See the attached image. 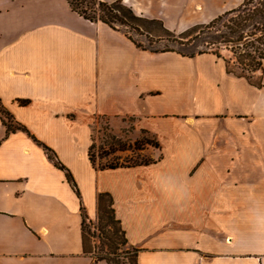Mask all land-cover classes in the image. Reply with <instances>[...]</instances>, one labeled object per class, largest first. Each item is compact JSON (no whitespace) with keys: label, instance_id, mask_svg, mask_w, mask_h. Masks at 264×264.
Here are the masks:
<instances>
[{"label":"crops","instance_id":"obj_1","mask_svg":"<svg viewBox=\"0 0 264 264\" xmlns=\"http://www.w3.org/2000/svg\"><path fill=\"white\" fill-rule=\"evenodd\" d=\"M243 1L123 0L173 31ZM62 29L70 43L89 40L102 86L113 78L104 117L155 137L156 162L102 170L53 145L49 67ZM0 102L10 113L0 112V264H109L83 243L82 207L95 221L100 192L112 194L137 264H264V86L228 74L221 59L139 49L67 0H0Z\"/></svg>","mask_w":264,"mask_h":264},{"label":"trees","instance_id":"obj_2","mask_svg":"<svg viewBox=\"0 0 264 264\" xmlns=\"http://www.w3.org/2000/svg\"><path fill=\"white\" fill-rule=\"evenodd\" d=\"M72 10L81 17L91 22H103L111 28L122 31L120 26L135 29L139 34H146L148 44L137 40L132 34L126 32L128 38L142 50L153 53L176 52L182 56L195 57L204 53H213L221 57L219 45L227 48L231 45L234 53L233 58L226 60L228 71L238 77L246 78L250 83L258 88L264 86L263 80L254 81L253 75L261 70L264 72V0H244L239 7L226 11L206 24L194 25L182 32H175L165 26L159 19H151L137 15L131 6L123 0L106 2L103 0H67ZM144 31V33L142 32ZM250 39V40H249ZM253 39V40H252ZM249 40V41H247ZM214 46L216 48H214ZM28 100H22V104H27ZM1 104V102H0ZM0 112L10 115L3 107ZM8 130H14L11 123ZM17 129L28 131L21 124L15 126ZM160 147L158 142L155 143ZM94 141L91 143L89 158L96 169L118 168L123 166H135L141 164L154 163L157 160L136 163L131 165H96L92 149ZM50 158L59 168L66 171L68 181L80 196V190L71 171L62 163L54 150L44 146ZM97 218L98 227L104 243L109 247L110 254L116 255L114 258L109 254L95 255L96 261L105 260L109 264H119L118 258L121 246L128 245L132 251H124L126 264H137L139 249L130 245L121 220L117 217L115 200L111 193L100 192L97 197ZM82 230L84 250L92 253L89 238L87 236L88 222H92L85 207H82Z\"/></svg>","mask_w":264,"mask_h":264},{"label":"rangeland","instance_id":"obj_3","mask_svg":"<svg viewBox=\"0 0 264 264\" xmlns=\"http://www.w3.org/2000/svg\"><path fill=\"white\" fill-rule=\"evenodd\" d=\"M190 27L192 26L174 31L182 32ZM120 28L122 34L126 35L128 32L137 40L148 44V37L144 31H142L144 34H139L132 28L124 26H120ZM64 33L65 30L62 29L52 41V66L49 67L53 88L52 105L48 107L52 110L53 145L58 148L73 149L72 151L75 150L79 156L85 153L88 158L92 139L95 145L91 152L96 165H131L156 160L158 156L156 149L159 147L155 143L158 140L149 132L145 130L136 131L132 120L127 118L122 120L104 117L102 112L107 105L104 96L107 97V88L111 91L110 94L113 93L112 88L107 87L108 82H111L113 78L106 77L103 88L97 75V66L93 62L94 58L91 48H89V40L85 41V37H81L82 42L80 39H75L70 43L74 32L68 30V33ZM231 46L227 48L225 45H219L221 57L213 53L204 54H212L224 61L227 73L232 74L228 71V64L226 63L227 59L234 57ZM214 48L216 47L214 46ZM132 63L133 61L130 65ZM252 79L254 81H261L262 79L264 83V72L257 71ZM250 84L257 87L252 83ZM249 145L250 147L253 146L251 141ZM99 226L98 218L88 222V226H86L92 254L95 256L108 253L110 257L114 258L116 255L110 254V249L104 243L105 239L100 233ZM129 248L128 245L121 246L119 264H126V259L123 256L126 255L124 251H132ZM126 257L128 256L126 255Z\"/></svg>","mask_w":264,"mask_h":264}]
</instances>
